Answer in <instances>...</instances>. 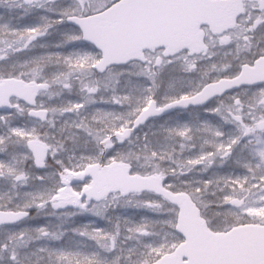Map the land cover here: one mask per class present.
Instances as JSON below:
<instances>
[{"label":"snow or ice","instance_id":"1","mask_svg":"<svg viewBox=\"0 0 264 264\" xmlns=\"http://www.w3.org/2000/svg\"><path fill=\"white\" fill-rule=\"evenodd\" d=\"M0 264H264V0H0Z\"/></svg>","mask_w":264,"mask_h":264}]
</instances>
